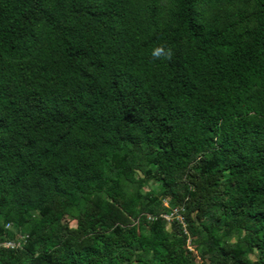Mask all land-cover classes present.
<instances>
[{"label": "trees", "instance_id": "trees-1", "mask_svg": "<svg viewBox=\"0 0 264 264\" xmlns=\"http://www.w3.org/2000/svg\"><path fill=\"white\" fill-rule=\"evenodd\" d=\"M0 264H264V0H0Z\"/></svg>", "mask_w": 264, "mask_h": 264}, {"label": "built area", "instance_id": "built-area-1", "mask_svg": "<svg viewBox=\"0 0 264 264\" xmlns=\"http://www.w3.org/2000/svg\"><path fill=\"white\" fill-rule=\"evenodd\" d=\"M162 216L166 219V220H171L173 218H176L177 220H179L181 223H183L182 221V216L179 214L178 210L177 209H173L172 211H170L169 213H166V214H162ZM151 218V217H149ZM2 245L4 247H15V246H18L19 243H13V242H4L2 243Z\"/></svg>", "mask_w": 264, "mask_h": 264}, {"label": "rangeland", "instance_id": "rangeland-1", "mask_svg": "<svg viewBox=\"0 0 264 264\" xmlns=\"http://www.w3.org/2000/svg\"><path fill=\"white\" fill-rule=\"evenodd\" d=\"M150 188L157 189L156 188V183L150 182V183H148V185L146 187H144L145 190L150 189ZM68 221H69V224L71 226H74V221L73 220H68Z\"/></svg>", "mask_w": 264, "mask_h": 264}]
</instances>
